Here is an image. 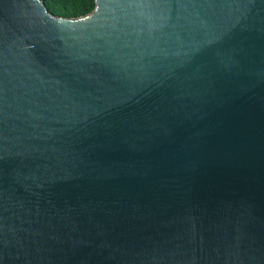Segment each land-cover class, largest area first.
<instances>
[{"label": "water", "instance_id": "obj_1", "mask_svg": "<svg viewBox=\"0 0 264 264\" xmlns=\"http://www.w3.org/2000/svg\"><path fill=\"white\" fill-rule=\"evenodd\" d=\"M0 264H264V0H0Z\"/></svg>", "mask_w": 264, "mask_h": 264}, {"label": "trees", "instance_id": "obj_2", "mask_svg": "<svg viewBox=\"0 0 264 264\" xmlns=\"http://www.w3.org/2000/svg\"><path fill=\"white\" fill-rule=\"evenodd\" d=\"M51 12L59 16L79 17L92 12L96 0H44Z\"/></svg>", "mask_w": 264, "mask_h": 264}]
</instances>
